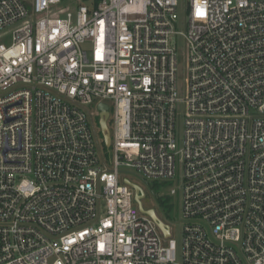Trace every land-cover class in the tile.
<instances>
[{"label":"built area","instance_id":"1","mask_svg":"<svg viewBox=\"0 0 264 264\" xmlns=\"http://www.w3.org/2000/svg\"><path fill=\"white\" fill-rule=\"evenodd\" d=\"M180 1L0 0V264H264V0ZM122 169L179 180V244Z\"/></svg>","mask_w":264,"mask_h":264},{"label":"rangeland","instance_id":"2","mask_svg":"<svg viewBox=\"0 0 264 264\" xmlns=\"http://www.w3.org/2000/svg\"><path fill=\"white\" fill-rule=\"evenodd\" d=\"M81 1V0H78ZM74 5V2L71 4ZM186 6V1L181 0L178 6V29L184 30L185 23V13L184 8ZM72 10L74 7L71 8ZM15 26H11L0 33L1 39L4 43H9L11 40V33ZM176 49L180 59V66L182 69L181 78L178 84V92L181 97H184L187 92V81L185 76L186 68V44L181 36H176L175 40ZM90 114L92 115V121L94 125V133L96 136V145L98 150V155L101 158L102 155L108 157L110 148L106 147L103 142V137L100 132V127L98 124V111L96 104L93 103L89 107ZM185 112L184 104H178L177 107V118H176V133L180 135L183 129V115ZM110 128V126H109ZM104 157V159H106ZM106 164L110 167V163L106 161ZM122 177H127L131 182L137 184L143 191L144 196L141 198L142 206L145 209H153L157 217L166 225L170 227L172 237L179 244L181 241V222H180V205H179V193L177 195L171 196L170 189H178L179 180L173 179L169 182H157L152 183L150 181H145L139 177L136 173L130 171L129 169H122Z\"/></svg>","mask_w":264,"mask_h":264},{"label":"water","instance_id":"3","mask_svg":"<svg viewBox=\"0 0 264 264\" xmlns=\"http://www.w3.org/2000/svg\"><path fill=\"white\" fill-rule=\"evenodd\" d=\"M97 109L99 110L98 124L100 127V132L103 137V142L106 147H109L110 131L108 127V118H109L108 105L105 103H99ZM132 186L135 189V201L137 202L139 211L149 215L157 223L158 227L162 229L163 233L168 236L169 234L168 226L157 217L153 209H144V207L142 206L141 198L144 195L142 189L137 185H132Z\"/></svg>","mask_w":264,"mask_h":264}]
</instances>
